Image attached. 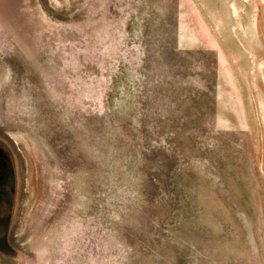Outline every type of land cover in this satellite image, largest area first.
I'll list each match as a JSON object with an SVG mask.
<instances>
[{
    "label": "rangeland",
    "instance_id": "obj_1",
    "mask_svg": "<svg viewBox=\"0 0 264 264\" xmlns=\"http://www.w3.org/2000/svg\"><path fill=\"white\" fill-rule=\"evenodd\" d=\"M0 264H264V0H0Z\"/></svg>",
    "mask_w": 264,
    "mask_h": 264
}]
</instances>
